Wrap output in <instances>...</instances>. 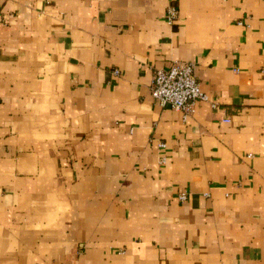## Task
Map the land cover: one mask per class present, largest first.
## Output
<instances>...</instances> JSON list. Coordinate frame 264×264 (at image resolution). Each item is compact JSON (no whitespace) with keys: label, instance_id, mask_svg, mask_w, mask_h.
Segmentation results:
<instances>
[{"label":"crops","instance_id":"1","mask_svg":"<svg viewBox=\"0 0 264 264\" xmlns=\"http://www.w3.org/2000/svg\"><path fill=\"white\" fill-rule=\"evenodd\" d=\"M0 264H264V0H0Z\"/></svg>","mask_w":264,"mask_h":264},{"label":"built area","instance_id":"2","mask_svg":"<svg viewBox=\"0 0 264 264\" xmlns=\"http://www.w3.org/2000/svg\"><path fill=\"white\" fill-rule=\"evenodd\" d=\"M178 19V10L170 6L165 12V21L174 25ZM118 75V71H114ZM150 94L154 102L161 108L181 111L192 114L198 102L209 104L212 110L217 104L210 100L208 95L201 90L196 79L194 65L186 62H174L167 69L154 72ZM164 148V144H160ZM177 199L180 203L187 201L185 193H179Z\"/></svg>","mask_w":264,"mask_h":264}]
</instances>
